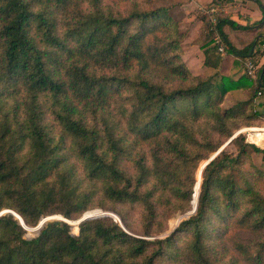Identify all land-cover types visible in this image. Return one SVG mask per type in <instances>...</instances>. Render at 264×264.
I'll return each mask as SVG.
<instances>
[{
    "label": "trees",
    "instance_id": "1",
    "mask_svg": "<svg viewBox=\"0 0 264 264\" xmlns=\"http://www.w3.org/2000/svg\"><path fill=\"white\" fill-rule=\"evenodd\" d=\"M153 1L0 0V211L37 226L98 209L124 226L105 214L75 234L47 219L26 238L7 211L0 264H264V170L252 159L264 160V148L236 133L264 123V0H253L261 16L242 48L223 27L251 26L203 12L207 74L189 69L186 33ZM225 55L234 57L227 75ZM227 93L235 102L223 107ZM229 138L235 152L224 147L202 168L195 213L149 239L161 231L160 209L193 208L200 163ZM136 209L139 235L127 231Z\"/></svg>",
    "mask_w": 264,
    "mask_h": 264
},
{
    "label": "rangeland",
    "instance_id": "2",
    "mask_svg": "<svg viewBox=\"0 0 264 264\" xmlns=\"http://www.w3.org/2000/svg\"><path fill=\"white\" fill-rule=\"evenodd\" d=\"M186 1L187 0H154L152 5H153V7L165 6L168 9V13L175 20H177L179 22L180 30L185 32V30L187 31L189 29L190 23H193L196 20H200L201 21L203 19L202 14L204 12V9H206L208 7V4H205V3L200 2V1H197V3L194 4V7H192V9H189V7H188L187 9L190 10V13L194 17V19L190 22V21H188L186 19V13L182 9V7L186 5ZM232 1H233L234 7H233V11L230 13V15L233 13L236 16H238L239 19H244L243 16L240 14V12H242L241 11L242 10L241 7L243 6V4L248 3V0H238V1L237 0H231V2ZM248 4H250V3H248ZM227 7L228 6L226 5V2L224 4L219 5L217 7L218 8L217 15L218 16L221 15L222 17L229 15V12H226ZM248 9H249V7H248ZM257 20H259V19H257ZM257 20H254L251 23L253 26H251L250 28H254ZM227 28L231 29V26L230 25H225V30ZM261 63H262V61L260 59L259 60V64H261ZM233 101H235V96L231 94L227 99L224 100V103H223L222 106L223 107L227 106V105H229L230 102H233ZM257 101H260L264 105V96L262 95L260 98L257 99ZM47 116H46V119H47ZM51 123L54 124L52 120H51ZM243 128H245V127L239 128L236 131V133H238L239 130H241ZM250 134H252V133H250ZM263 145H264V142H263L262 145H259V147L264 148ZM224 147H226V149L229 152H233V153L235 152L234 147L231 144L230 145L226 144ZM252 159H253V162L255 163V165L257 167H259V168L264 170V160L261 158V154H252ZM205 162H206V160L202 161L200 163V165H199V168L197 169V173H196L197 183L195 185L194 198H193V201H192L193 208L195 207L196 201H197V198H198L197 194H199V184H200V179H201V169H202V167H204L203 165L205 164ZM193 208L190 209L187 212L177 211V212H175V213H173L171 215H168L167 217H165L163 209H160V211H159L160 213L157 216L156 222H159L158 226L161 227V231L157 232L156 234H154L152 236H148V238L149 239L165 238V237L171 235L172 232L179 226V224H181L183 221H185L186 219H188L190 216H192L195 213L196 209H195V211H193ZM6 210H9V209L2 210V213L7 212ZM97 212L98 211H93V212L90 213V211H89V212H87V214L88 213L96 214ZM102 212H105V211H102ZM102 212L100 210V213H102ZM106 212H108V211H106ZM2 213H0V214H2ZM110 213H112L113 215L117 216L119 218L120 222H121V219L117 215V213H115V212L113 213V211L110 212ZM99 214L97 216H99ZM50 217L51 218H49V219H60V218H62V216L60 214H55V215H52ZM93 217H95V216H93ZM64 219H66V218H64ZM66 220L71 225V231L73 233L77 234L78 233V222H77V220H69V219H66ZM129 222H130V229H128V230L126 228L125 229L127 231H129L130 233H133L135 235H139L141 233V225H140V212L138 211V209H136L135 211H131V212L129 211ZM121 225H122V227H124L122 222H121ZM25 228H26V233H25V237L26 238H30V237L35 236L36 232L38 230L37 226H28V225H26Z\"/></svg>",
    "mask_w": 264,
    "mask_h": 264
},
{
    "label": "crops",
    "instance_id": "3",
    "mask_svg": "<svg viewBox=\"0 0 264 264\" xmlns=\"http://www.w3.org/2000/svg\"><path fill=\"white\" fill-rule=\"evenodd\" d=\"M197 1L203 2L205 4H208L210 0H187L186 5L182 7L183 11L186 13V19L188 21H192L194 19L193 15L190 13L189 9H192L194 7V4L197 3ZM238 1V0H237ZM250 3V4H248ZM248 3L243 4L241 7L240 14L243 16L244 19H239L238 16L235 14L230 13L233 11V1L226 0L227 10L226 12H229V16L232 20H235L241 25L244 26H253L251 23L254 20H257L261 16V12L259 8L257 7L256 3L253 0H248ZM249 7V9H248ZM201 21L196 20L193 23H190L189 29L185 30V38L182 41V49H183V60L189 67V69L194 74H207L210 73L211 70L204 65V52L203 48L205 47L204 43L201 42V39L199 38V29L201 26ZM228 25V24H226ZM223 32L225 33L226 37L230 41L232 45H234L237 48H242L243 46L249 44L255 35L254 28H248V29H236L231 27V29H226L225 26L223 27ZM262 49L264 50V45L262 46ZM234 57L232 55H225L222 59L221 66H220V72L224 75L229 74L231 67H232V61ZM264 60V54L261 57V61ZM231 94L227 93L224 100L227 99ZM235 101L230 102L229 105L224 106L228 107L232 105ZM224 103V102H223Z\"/></svg>",
    "mask_w": 264,
    "mask_h": 264
},
{
    "label": "built area",
    "instance_id": "4",
    "mask_svg": "<svg viewBox=\"0 0 264 264\" xmlns=\"http://www.w3.org/2000/svg\"><path fill=\"white\" fill-rule=\"evenodd\" d=\"M217 11H218V8L216 6H210V7H207L206 9H204V12L209 14L210 19L213 23H216V21H217V18H216L217 17ZM212 42L214 44L218 45L219 51H223L224 44H223L221 36L218 33H215L213 35ZM258 66H259V64L255 63L253 61H250V60L246 61L245 67H244L245 73L251 78H256V76H257L256 70H257ZM258 95H262L261 92H258ZM255 131L263 133V137H264V123L261 126L245 127L243 129L239 130V132L245 133V135H246L245 140L247 142L253 143V144L259 146L257 141L253 137L250 136V133H253Z\"/></svg>",
    "mask_w": 264,
    "mask_h": 264
},
{
    "label": "water",
    "instance_id": "5",
    "mask_svg": "<svg viewBox=\"0 0 264 264\" xmlns=\"http://www.w3.org/2000/svg\"><path fill=\"white\" fill-rule=\"evenodd\" d=\"M235 135H233L232 137H234ZM231 137V138H232ZM231 138H229L216 152H214L207 160H206V162H205V164L206 163H208L219 151H221L222 149H223V147L226 145V144H228L229 142H230V140H231ZM204 164V165H205ZM203 165V166H204ZM203 168V167H202ZM201 171H202V169H201ZM197 196H198V194H197ZM196 207H197V201H196V205H195V207L193 208V211H195V209H196ZM6 211H8V212H10V213H12V214H14V215H16L19 219H20V223L22 224V226L25 228V226H26V224L23 222V220L21 219V217L18 215V214H16L14 211H12V210H6ZM102 212V211H101ZM0 213H2V211L0 212ZM105 214H111V215H113L112 213H110V212H102V213H100L99 215H105ZM94 215H86V214H84L80 219H78L77 220V222L79 223L81 220H83V219H86V218H89V217H93ZM115 218H117L118 220H119V218L117 217V216H115V215H113ZM49 218H51L50 216H47V217H44V218H42L41 219V221L38 223V225H37V228H38V230H37V232H36V235H37V233L39 232V228L41 227V225H42V223H43V221H45V220H47V219H49ZM61 220H64V221H66L67 223H69L66 219H64L63 217L62 218H60ZM119 222H120V220H119ZM120 224H121V222H120ZM26 229V228H25Z\"/></svg>",
    "mask_w": 264,
    "mask_h": 264
},
{
    "label": "bare ground",
    "instance_id": "6",
    "mask_svg": "<svg viewBox=\"0 0 264 264\" xmlns=\"http://www.w3.org/2000/svg\"><path fill=\"white\" fill-rule=\"evenodd\" d=\"M250 135H251V137H253L257 141V143L259 145H262L263 144V142H264L263 133L258 132V131H255L254 133H252ZM93 211H98V212L96 214H90ZM87 212H89V211H87ZM87 212H85L86 215H94V216H97L100 213V210H98V209L97 210H92L88 214H87Z\"/></svg>",
    "mask_w": 264,
    "mask_h": 264
}]
</instances>
